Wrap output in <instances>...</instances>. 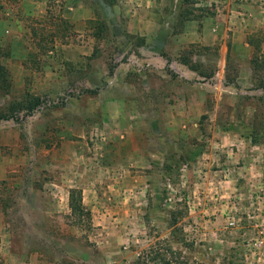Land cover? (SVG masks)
Returning <instances> with one entry per match:
<instances>
[{"label":"rangeland","instance_id":"obj_1","mask_svg":"<svg viewBox=\"0 0 264 264\" xmlns=\"http://www.w3.org/2000/svg\"><path fill=\"white\" fill-rule=\"evenodd\" d=\"M170 1L0 0V115H15L0 123V264L24 249L47 264H125L160 238L204 264H264V0L254 47L236 34L219 98L190 114L174 94L211 95L214 68L195 83L148 65L129 32L135 11ZM225 4L182 0V17ZM212 47L198 40L183 58L194 68Z\"/></svg>","mask_w":264,"mask_h":264},{"label":"crops","instance_id":"obj_2","mask_svg":"<svg viewBox=\"0 0 264 264\" xmlns=\"http://www.w3.org/2000/svg\"><path fill=\"white\" fill-rule=\"evenodd\" d=\"M253 2L254 0H226L225 9L222 11H217L209 15H198L197 18H188L185 20L182 17L181 11L182 0L170 1L167 7L162 9H149L147 7L144 9L142 7L131 15L129 32L145 38L146 44L141 50L146 56L148 65H154L155 62H162V64L166 66L169 63L176 68L180 77L185 76L186 80L195 81V83L199 81L198 79H204V64L214 68L215 75L208 78L203 83L205 86L209 85L213 87L211 95L208 93V90H210L208 87L199 90L197 88H190L188 92L183 90L174 94L181 98L179 105L186 113L190 114L198 110L202 111L208 98H219L218 93L215 92V87L218 86L217 83L221 81V79L215 78L217 75L225 76L226 57L228 51L230 49L232 50L235 46L236 38L234 37L236 34L242 33L244 39H246V45L251 48L254 47L247 38L250 33L255 32L253 26L256 25L261 17L259 14L261 7L255 9L257 3ZM154 6H157V4H154ZM207 28H210L211 39L204 41L205 38H201L200 36ZM198 40L203 44L213 47L211 51L203 50V52L199 54L193 52L194 59L191 58L189 63L192 61L191 65H193L194 68H191L186 59L184 60L183 54L186 52L187 47ZM209 55H211L212 58ZM168 56L172 57L170 62L167 58ZM242 65H244L243 71L237 77V82L240 86H243L244 82L250 81L249 73H245V71L247 72L249 69L250 72L252 71L248 64ZM151 70H153V68ZM236 89V84H234L233 88L230 87V92L228 93L230 99L233 98L234 94L239 93ZM195 126H197V124H195ZM220 129L222 131L224 130L219 124L213 123V127L210 128V131ZM211 133L212 132H210V135ZM223 133L225 135H230L228 132ZM211 137L212 136H208V150L204 154L206 155L205 160L213 156L210 146L216 139ZM223 138L225 140L226 136ZM246 139L251 147H253V142H249L251 139ZM211 161L212 160L205 164L207 169H202L197 164H192L189 168L190 176L196 173L200 174L201 172L208 176L210 174L208 166L211 164ZM6 253L10 258H16L15 252L11 249H6ZM21 257L22 258L19 257L14 261L15 263L13 264H47L42 261L40 254L32 253L30 249H24ZM27 258H29V260Z\"/></svg>","mask_w":264,"mask_h":264},{"label":"trees","instance_id":"obj_3","mask_svg":"<svg viewBox=\"0 0 264 264\" xmlns=\"http://www.w3.org/2000/svg\"><path fill=\"white\" fill-rule=\"evenodd\" d=\"M11 118H15L14 113H2L0 115V123ZM174 242L185 245V242L181 241V239L171 241L166 238H160L146 249H142L133 262H126L125 264H204L187 254L183 249L175 248Z\"/></svg>","mask_w":264,"mask_h":264}]
</instances>
